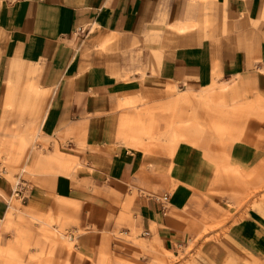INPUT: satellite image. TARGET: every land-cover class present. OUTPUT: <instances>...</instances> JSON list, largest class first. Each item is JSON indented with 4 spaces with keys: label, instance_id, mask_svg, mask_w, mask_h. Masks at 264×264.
<instances>
[{
    "label": "crops",
    "instance_id": "obj_1",
    "mask_svg": "<svg viewBox=\"0 0 264 264\" xmlns=\"http://www.w3.org/2000/svg\"><path fill=\"white\" fill-rule=\"evenodd\" d=\"M255 33L259 42L249 49L243 39ZM29 69L47 93L40 135L48 151L70 156L73 165L46 184L20 186L22 204L71 214L84 226L140 228L142 238L172 248L173 220L153 196L170 190L179 204L207 190L214 166L206 155L217 149L215 137L210 130L194 133L183 113L184 123L169 129L170 152L145 154L139 138L130 145L118 138L122 108L128 101L143 106L125 123L147 133L150 105L213 78H249L264 100V0H0V82L10 71ZM2 92L0 85V104ZM262 149L227 146L246 165ZM13 191L0 174V219ZM239 230L247 250L264 252V203L245 212Z\"/></svg>",
    "mask_w": 264,
    "mask_h": 264
},
{
    "label": "rangeland",
    "instance_id": "obj_2",
    "mask_svg": "<svg viewBox=\"0 0 264 264\" xmlns=\"http://www.w3.org/2000/svg\"><path fill=\"white\" fill-rule=\"evenodd\" d=\"M243 40L249 49L255 48L258 34ZM35 75V69L10 71L0 82V174L14 188L12 207L8 203V214L0 219V264H264V252L247 250L239 230L245 212L264 203V149L255 151L247 165L227 151L234 142L264 147V100L249 78L222 82L213 78L198 90L176 89L165 101L150 105L147 133L127 123L144 107L128 101L122 108L117 136L127 145L139 138L145 154L170 152L169 129L184 123L183 113L194 133L210 130L216 140L217 149L206 155L214 166L207 190L194 192L179 204H172L170 190L153 196L161 214L173 220L175 241L165 249L156 237L142 238L146 232L140 228L125 233L96 224L84 226L71 214L35 211L22 204L16 194L20 186L46 184L60 169L73 165L70 156L48 151L40 135L47 93ZM207 91L209 97L199 99ZM188 94L194 100L183 103L181 97ZM181 139L176 136L175 142H184Z\"/></svg>",
    "mask_w": 264,
    "mask_h": 264
},
{
    "label": "built area",
    "instance_id": "obj_3",
    "mask_svg": "<svg viewBox=\"0 0 264 264\" xmlns=\"http://www.w3.org/2000/svg\"><path fill=\"white\" fill-rule=\"evenodd\" d=\"M166 198H167L166 195H164V196L162 197L163 200H165Z\"/></svg>",
    "mask_w": 264,
    "mask_h": 264
},
{
    "label": "bare ground",
    "instance_id": "obj_4",
    "mask_svg": "<svg viewBox=\"0 0 264 264\" xmlns=\"http://www.w3.org/2000/svg\"><path fill=\"white\" fill-rule=\"evenodd\" d=\"M143 147V146H142Z\"/></svg>",
    "mask_w": 264,
    "mask_h": 264
}]
</instances>
